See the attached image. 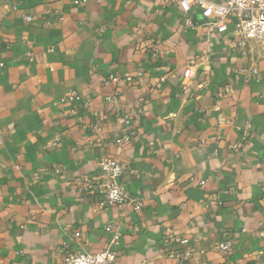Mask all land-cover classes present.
Listing matches in <instances>:
<instances>
[{
    "label": "crops",
    "instance_id": "0c3cea01",
    "mask_svg": "<svg viewBox=\"0 0 264 264\" xmlns=\"http://www.w3.org/2000/svg\"><path fill=\"white\" fill-rule=\"evenodd\" d=\"M179 12L0 0V264L100 252L109 225L115 264H264V48L238 47L232 18L217 34L195 6L194 29ZM103 157L139 210L75 183Z\"/></svg>",
    "mask_w": 264,
    "mask_h": 264
},
{
    "label": "built area",
    "instance_id": "2783aa9c",
    "mask_svg": "<svg viewBox=\"0 0 264 264\" xmlns=\"http://www.w3.org/2000/svg\"><path fill=\"white\" fill-rule=\"evenodd\" d=\"M177 2L180 9L179 16L184 22V27L194 29L189 16L193 5L199 10L201 18L205 21L204 26L210 31L224 34L227 31V20L232 18L238 47H244L248 41H253L264 48V0H177ZM78 3L79 1H75V4ZM26 20L30 19L26 18ZM257 72L256 68L243 70L244 74L256 75ZM184 77L190 79L191 71L185 70ZM109 80L116 81L113 77H110ZM123 81L130 82L131 77H126ZM115 96L107 97V101L116 102ZM119 123L128 125L130 119L121 118ZM120 141H126V138ZM97 165L99 175L95 180L76 179L75 183L81 182L86 189L94 190L101 198L100 205L103 207L116 208L121 211L124 206L131 205L134 210H139L140 205L134 202L120 183L125 169L123 164L115 159L103 157ZM200 185L204 186L205 182L201 181ZM105 231L112 235L100 252L87 253L68 250L64 252L60 261L54 264H115L117 259L115 248L118 245L120 234L114 230L112 225L106 226ZM76 237H79V234H76ZM215 250L219 255L227 256L233 250V241L227 238L220 242ZM185 256L188 254L186 253Z\"/></svg>",
    "mask_w": 264,
    "mask_h": 264
}]
</instances>
